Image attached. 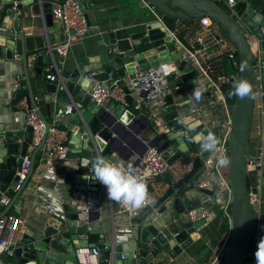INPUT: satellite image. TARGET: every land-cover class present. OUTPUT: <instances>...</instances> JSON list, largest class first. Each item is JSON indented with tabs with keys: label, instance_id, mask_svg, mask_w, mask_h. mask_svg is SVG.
Wrapping results in <instances>:
<instances>
[{
	"label": "water",
	"instance_id": "water-1",
	"mask_svg": "<svg viewBox=\"0 0 264 264\" xmlns=\"http://www.w3.org/2000/svg\"><path fill=\"white\" fill-rule=\"evenodd\" d=\"M79 1L83 10L87 11L85 0ZM144 1L154 7L165 20L182 23L208 18L216 28L218 37L225 40L236 52L238 63L236 81L244 79L253 86L252 90L256 94L254 97L240 99L234 95L231 106L227 141L230 161L227 178L231 191L230 233L220 263L245 264L256 227L251 197L256 195L259 182L256 171L248 168V162L256 155L259 144H263L264 148V134L263 138L251 139L250 137L256 97H259L262 103L264 128V0H237L238 17L232 16L214 0ZM1 2L4 7L0 12V63L11 60L13 55L18 54L14 51L15 43L12 39H22L20 30L22 14L17 21L11 0ZM31 3L32 0H21L16 10L22 11L24 6ZM50 6L46 4L43 8L46 25L52 29ZM33 13H37V6L33 7ZM5 17L11 22L9 27L4 22ZM17 29L19 32L16 33ZM98 35L97 59L93 62L89 61L88 65H79L72 73L66 70L61 71V82L49 81L41 76L40 68L43 64L50 62L49 55L41 52L34 59L40 87L49 95L46 96L48 109H50V95L56 94L57 91L61 92L59 98L65 103H69L68 96L72 100L78 95L83 99L75 107V114L71 117L72 125L57 126L58 131L65 133L63 146L69 150L67 155L80 159L79 168L73 180L75 188L79 191H85L87 188L92 190L89 161L96 156L106 158L115 151V146L120 141L119 126L137 134L143 127L160 121L168 129L178 127L181 134L183 131L180 115L172 105L170 97L166 98L167 105L157 111L156 119L148 118L142 111L135 114L113 102L106 107L90 103L84 91L89 74L103 87L117 81V85L126 94L127 107H131L134 101L129 96L130 90L126 78L137 72L175 62L178 64V69L166 77L168 82H173L171 86L185 82L189 75L195 76L192 67H182L179 50L173 37L158 21H145L142 25L106 31ZM249 37L253 39L252 44L249 43ZM252 46L255 47V51ZM19 54L27 85L25 98L30 106L36 107L39 112L38 106L33 103L34 91L28 76V63L31 57L24 50H21ZM257 61L261 66L259 70L261 78L258 83L253 77V67ZM58 66L56 64L57 70H59ZM242 67L243 70H241ZM176 73L181 75L177 80H175ZM69 77L76 79L74 84H66ZM45 122L49 126V123ZM138 125L140 127L136 129ZM27 131L28 135L21 141L23 134L21 130L13 131L3 123L0 124V190L4 192L9 188L15 191L3 215L11 213L20 217L21 204L26 201L22 193L33 174L34 159H32L29 175L18 189H16L18 186L16 171L18 157L23 159L31 144L30 129L27 128ZM156 133L160 134L158 130ZM191 133L194 136L198 133L205 135L207 132L202 124L198 129L191 130ZM213 135L217 138L219 133L215 132ZM201 142H196L194 149L183 135H179L176 139L164 135L157 136L147 146L157 145L162 159L173 164L179 160H188L195 151L197 154H203ZM147 146L144 145L138 156L144 153ZM38 150L39 148H36L35 153ZM201 167V157L196 155L191 171L138 214L135 230L126 243L113 242L108 245L105 239L99 237L102 232L91 228L90 218L87 220L83 218L82 207L63 205L60 210L53 212L45 219L38 220L30 229L22 232L15 246V258L18 263L31 261L34 264H79V251L97 246L100 251L99 264H184L180 256L192 243L189 236L204 225V222L191 223L184 214L199 206L209 208L212 213L217 210V206L211 207V204L206 201L207 196L212 195L210 192L193 187ZM161 179L168 181L169 176L164 174ZM150 191L151 189H148V192ZM12 207L14 209L11 210ZM97 242L101 246L97 245Z\"/></svg>",
	"mask_w": 264,
	"mask_h": 264
},
{
	"label": "crops",
	"instance_id": "crops-1",
	"mask_svg": "<svg viewBox=\"0 0 264 264\" xmlns=\"http://www.w3.org/2000/svg\"><path fill=\"white\" fill-rule=\"evenodd\" d=\"M85 2L87 3L88 7V10L85 11L87 19L90 24L98 27V31L86 37L81 44L72 47L67 58L64 60V63L58 64L59 70H53V68H51L50 62L43 64L40 70L41 76L45 77V79L47 75H61V71L63 70L72 73L76 68H78L79 65H88L89 61L93 62V60L97 59V41L99 39V33L113 31L134 25H142L145 21H156L142 0H85ZM46 4H50V1L32 0L31 4L22 8V23L20 27L22 39H12L15 43L14 51L18 54L13 55L11 60H6L0 63V124L3 123L8 129L13 131L21 130L23 132L21 141H23L24 137L28 135L27 127L25 125V109L18 103L19 100L21 98L23 99V97H25L27 94L25 72L21 56L19 54L21 50H24L31 57L28 63V76L34 91V96L40 99V103L38 104L39 114L45 121L50 124L55 120L57 126H71V117L75 114V107H77V105L83 100L79 95L74 100L68 96L69 103H65L59 98L61 92L57 91L56 94L50 95V109L47 107L46 96L49 95L40 87L38 81L39 76L35 70L34 59L37 54L44 52V49L47 47L48 43L55 44L62 40V28L61 24L58 21H55L53 18L52 29L47 27L44 14L45 9L43 8ZM34 6H37L36 14L33 13ZM40 9L43 11L42 15ZM4 22L7 27L11 25V22L7 17L4 18ZM174 23H176L175 26ZM174 23L172 24V28H169L166 24L165 26L170 31H174L175 35L188 46L189 38L201 36L206 33V30L201 28L196 21ZM17 32H19L18 29L16 30V33ZM249 39L250 41L253 40L252 37ZM253 50L255 51L254 46ZM181 65L185 68L192 67L191 62L185 63L184 61H181ZM162 68L165 71L164 73L167 77L170 73H173L178 69V64L171 62L167 65H163ZM192 69L195 73V76L193 77L192 75H189L185 82H182L177 86H171L173 83L172 81H166L170 91L168 97L171 98L172 105L180 115L182 122L181 127L183 128V131H187L190 135V146L195 149V143L202 141L203 138L207 137L209 133L214 134L215 132H218V139L223 137L227 131L228 118L219 104V97H224L227 103L231 106L234 97V88H232V86L222 84L220 86V93L214 94L210 105L206 106V110L203 115L199 119L193 118L190 116V110L193 103H185L189 97H187L184 89L186 88L191 94L194 87L200 88L202 90L203 96L199 103L202 104L206 103L205 92L208 89V84L207 80L204 79L200 73L195 71L193 67ZM51 70H53V73H51ZM235 70L236 69L232 63L226 60L225 54L218 52L215 54L210 65V77L213 81L218 82L222 77L236 75L237 72H235ZM18 76L22 79L21 90L17 94L13 95L11 93V89L13 87V82ZM180 76V74L176 73L175 80L179 79ZM75 81L76 79L69 77L66 80V84H74ZM84 91L87 95L86 88ZM261 104L262 103L259 97H256L254 118L250 131L251 139H258L264 134L263 116L260 109ZM150 108L152 113H155L157 117V111L159 109H157L153 104ZM126 109L138 114V112L134 110L132 106L126 107ZM142 113L145 114L144 111ZM202 124L205 126L206 132L208 134L206 133L205 135H202L201 133H198L193 136L191 130L198 129V127ZM139 125L136 127V129L140 127ZM156 130L157 129L155 128L154 124L143 127L138 131L137 134H135L127 128L125 129L119 126L118 134L120 141L115 146V151H113L110 156L107 155L106 159L115 164H119L121 161H123L125 162V165H128L131 164L135 157L141 153L144 145H149V143H152L157 136L159 137L169 135L170 138L176 139L179 137V135H183L178 131V127L167 129V132H163L159 135L156 133ZM61 134H63V138L66 137L65 133L62 132ZM193 141L196 142L193 143ZM156 147L158 146L156 145ZM196 155L200 156L202 159L204 158V161L201 159L202 164L208 165V167L211 168V172L214 170V165L217 161L211 152L204 151L203 154H197L195 151V154H193L192 157H196ZM25 157H29L31 161L34 159V171L30 177L27 187L22 193V197H25L26 200L21 204L20 215L21 218L26 220V228L24 231L30 229L32 225L38 220L47 218V213L44 212L42 207H40V204L43 203L42 201L52 199L54 202L53 212H55L60 210L63 205H78L81 207V204L83 203L82 198L88 195L94 198V204L88 214V218H90L92 221L91 228L102 232V235L99 237L105 239V242L108 245L113 242L116 244L126 243L128 239H130L131 234L135 230L136 221L129 219L124 214L122 215L117 213L119 203L107 198V190L104 186L99 184L97 181L92 180L90 182V184L93 185L92 190L87 188L85 191H79L75 188L76 186L74 185L73 180L79 168V158L67 156L65 161L55 162L53 169H44L38 164L40 152L37 151V153H35V149L31 147V144L27 148ZM21 160L22 159L18 157L17 168ZM132 167L134 169V166ZM219 169L226 177L228 166L219 167ZM4 193L10 196L11 199L15 194L9 188L4 191ZM256 196L260 199L259 209L260 217H262V219H259L257 216L255 217V234L247 259L248 261L255 259V252L257 250L255 236L257 232L258 234L260 233L259 235H264V221H262L264 220V183H258ZM8 207L4 209L0 208V215L4 214ZM12 209H14V207H12L11 210ZM214 212L212 213L210 222L207 224L213 222ZM227 224L229 230L219 250L216 251L215 249H212V247L206 243L203 245L198 244V241L206 240L203 235V229L206 225H203L197 231H195L194 234L189 236V238L192 240V243L182 252L180 260H182L184 264H201V262L206 257V254L209 253L210 250L212 251L213 256L210 258V261L207 264H210L214 259H216L215 264H218L220 257L217 255L220 253L222 246L228 241L230 233V225L228 221ZM21 236L22 233L19 236V239ZM97 245L101 246L99 242H97ZM91 249L93 248L80 250L79 253H85ZM94 249L98 250L97 246H95Z\"/></svg>",
	"mask_w": 264,
	"mask_h": 264
},
{
	"label": "built area",
	"instance_id": "built-area-1",
	"mask_svg": "<svg viewBox=\"0 0 264 264\" xmlns=\"http://www.w3.org/2000/svg\"><path fill=\"white\" fill-rule=\"evenodd\" d=\"M0 0V12L4 5ZM40 1V0H39ZM50 11L52 18L61 24L62 28V40L59 43H48L44 49L46 55L50 56L51 68L56 69V64H63L67 58L72 47L79 45L89 35L98 31V27L89 23L86 13L82 8L79 0H49ZM144 5L147 7L149 12L154 16L156 21L161 23L162 27L168 31L174 39L175 44L180 50V60L185 63L191 62L192 67L195 71L207 80L208 89L205 92L206 103H195L193 102L190 110V116L199 119L206 110V106L210 105L211 99L214 94L220 93V86L222 84L232 86L236 81V75L226 76L215 82L210 77V65L214 59L216 53L221 52L225 54L226 60H228L234 68H238L236 52L231 46L222 38L218 37L216 28L208 18H202L198 21V25L206 30V33L201 36H195L188 39V45H186L179 37L175 35L174 31H170L164 21H166L154 7L147 4L142 0ZM215 2L223 5L224 8L234 17H238L236 6V0H214ZM21 3V0H11L13 9L16 11L17 21L19 15L21 16L22 11L16 10V7ZM42 8V6L40 5ZM41 15L43 14L40 9ZM250 38V37H249ZM249 43L252 44L253 40ZM253 49V46H252ZM254 51V50H253ZM110 52H113L110 50ZM59 59V60H57ZM163 65H159L155 68H148L145 71H140L134 75L126 78L128 89L130 90L129 96L132 98L134 103L132 108L138 111H144L148 118L156 119V114L152 113L151 105H155L157 109L166 106V98L169 96V86L166 81V74L162 68ZM261 66L259 61L254 64L253 77L256 83L260 82V70ZM49 81L61 82V75H47ZM88 84L86 87L87 95L90 101L98 106L106 107L109 103H115L119 106L127 107L126 94L117 85V81L110 83L107 87H103L101 84L95 82L91 78V74L87 76ZM21 77H16L13 82L11 93L17 94L21 90ZM184 92L187 97L190 93L185 88ZM22 99V98H21ZM19 100V105L25 109V125L30 129L31 136V147L33 149L39 148L40 152L39 166L44 169H53L55 162H63L67 158V147L63 146L65 138H63L62 132L57 130L56 121L46 125L44 119L40 116L36 107L30 106L29 102L23 97ZM33 103L38 106L40 99L38 97L33 98ZM219 104L222 107L227 120V131L223 137L218 138L220 141L218 145V154H224L228 157L227 141L230 129V113L231 106L227 103L226 99L222 96L219 97ZM260 109L263 110L262 105ZM155 128L159 133L167 132L168 128L161 122L155 121ZM211 132V131H210ZM184 139L189 142V133L182 131ZM263 138V137H262ZM147 146V145H145ZM263 144H259L256 155L249 159L248 168L252 171H256L258 180L264 183V171H263ZM195 157H190L188 160H179L173 164H169L167 161L162 159L161 153L158 152V147L147 146L146 150L141 156H136L132 161L131 165L134 166L136 174L139 175L147 185V189H151L149 192L152 200L160 197L162 193L168 189L171 185L176 184L183 179L187 173L191 171L193 160ZM202 159V158H201ZM204 161V158L202 159ZM32 167V161L29 157H24L16 171L18 178V187L29 175ZM167 174L169 176L168 181L162 180L161 176ZM258 182V183H259ZM193 187L198 190H204L210 192L212 195L207 196V202L212 206H217L222 212V217L228 221L230 225V205H231V191L227 176L221 173L217 162L214 165V170L211 172V168L208 165H203L198 171V179L194 183ZM15 193V191H13ZM43 203L39 206L44 209L47 215L53 213L54 202L52 199L42 201ZM82 215L85 220L88 218V214L94 204V198L91 196H84L82 198ZM11 203V197L6 195L0 190V208L4 209ZM251 203L253 206L255 217H260V199L255 195L251 197ZM149 206V205H147ZM147 206L139 210H130L118 204V214H124L131 220H136L138 214ZM184 217L191 223L204 222L206 225L210 222L212 212L209 208L199 206L197 208L190 209L184 214ZM264 221V220H262ZM26 228V220L12 215L11 213L0 215V264H34L31 261L24 263H18L15 258V246L18 242L19 236ZM260 234V233H259ZM258 232L255 236L256 242L264 238V235H259ZM226 244V243H225ZM222 246L220 253L217 255L220 257L218 264L221 263L225 252L226 245ZM100 252L97 249H91L87 252L79 253L78 261L79 264H99ZM214 259L210 264H215ZM245 264H256V260H247Z\"/></svg>",
	"mask_w": 264,
	"mask_h": 264
},
{
	"label": "clouds",
	"instance_id": "clouds-1",
	"mask_svg": "<svg viewBox=\"0 0 264 264\" xmlns=\"http://www.w3.org/2000/svg\"><path fill=\"white\" fill-rule=\"evenodd\" d=\"M233 88L235 90L233 94L240 99L256 95L252 90L251 83L244 79L234 82ZM202 96V90L194 87L185 103H199ZM219 143L220 141L212 133H209L207 137L203 138L201 147L204 151L211 152L215 156L218 167H227L230 163L228 157L222 153L217 154ZM89 172L91 173V180L97 181L106 188L109 200L130 210H139L154 203L146 183L136 174L131 164L125 165L123 161L115 164L103 156H96L89 161ZM85 178L87 179L88 175ZM255 260L256 264H264V238H261L257 244Z\"/></svg>",
	"mask_w": 264,
	"mask_h": 264
},
{
	"label": "trees",
	"instance_id": "trees-1",
	"mask_svg": "<svg viewBox=\"0 0 264 264\" xmlns=\"http://www.w3.org/2000/svg\"><path fill=\"white\" fill-rule=\"evenodd\" d=\"M222 6V5H221ZM169 23H172L173 21L166 20ZM237 72V68L235 70ZM228 224L227 221L222 218V212L217 209L214 212V220L213 222L207 224L203 229V235L204 240L198 241L199 245H203L206 243L207 245H210L212 249H215L216 251L219 250L221 244L224 241V238L227 236L228 233ZM228 244V241L226 242V246ZM206 248V247H205ZM212 251L209 250V253L206 254V257L201 262V264H207L210 261V258L212 257Z\"/></svg>",
	"mask_w": 264,
	"mask_h": 264
},
{
	"label": "rangeland",
	"instance_id": "rangeland-1",
	"mask_svg": "<svg viewBox=\"0 0 264 264\" xmlns=\"http://www.w3.org/2000/svg\"><path fill=\"white\" fill-rule=\"evenodd\" d=\"M223 6V5H222ZM224 7V6H223ZM174 22H172V23H169V22H167V21H165V24L169 27V28H172V24H173ZM176 25V23H174V26ZM233 101V100H232Z\"/></svg>",
	"mask_w": 264,
	"mask_h": 264
}]
</instances>
